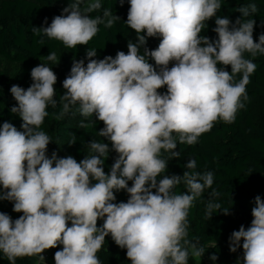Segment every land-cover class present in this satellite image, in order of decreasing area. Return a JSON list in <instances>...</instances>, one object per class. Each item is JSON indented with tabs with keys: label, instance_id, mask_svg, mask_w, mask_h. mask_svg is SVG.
I'll use <instances>...</instances> for the list:
<instances>
[{
	"label": "clouds",
	"instance_id": "clouds-1",
	"mask_svg": "<svg viewBox=\"0 0 264 264\" xmlns=\"http://www.w3.org/2000/svg\"><path fill=\"white\" fill-rule=\"evenodd\" d=\"M119 2L123 6L124 0ZM128 2L125 24L135 31L136 42L130 40L127 53L118 51L114 58L93 59L97 51L89 49L86 64L74 60L62 81V110L54 114L61 120L70 106L79 104L83 117L103 122L98 133L111 148L104 139L92 140L91 154L79 162L55 151L49 158L52 140L41 125L48 107L58 103L56 73L40 63L31 69L27 89L10 88L17 102L10 112L23 121L22 130L8 121L0 125V200L13 202V211L22 213L13 220L0 212V252L10 264L24 257L44 261L42 253L58 245L62 249L54 254L55 264H101L97 253L109 235L126 249L131 264H188L190 256L202 258L206 251L199 237L188 238L194 202L212 189L206 218L213 211L229 214L216 202L220 192L212 188L214 173L198 171L195 159L187 161L182 175L161 174L179 157L176 137L181 144L195 145L216 122L234 123L246 107L254 59L264 55V33L254 39L256 21L250 18L258 6H239L241 16L233 23L217 16L221 0ZM102 7L101 0H70L50 24L45 18L47 26L32 31L70 49L87 45L99 25L111 28L121 19ZM213 17L214 41L200 35ZM153 37L162 39L149 49L147 39ZM46 60L57 62V53L51 51ZM74 143L73 137L69 145ZM110 151L117 156L106 174ZM181 183L186 191L176 193ZM120 190L127 192V202H115ZM254 204L250 226L241 225L229 237L230 252L242 247L243 264H264V199L257 195Z\"/></svg>",
	"mask_w": 264,
	"mask_h": 264
},
{
	"label": "trees",
	"instance_id": "trees-1",
	"mask_svg": "<svg viewBox=\"0 0 264 264\" xmlns=\"http://www.w3.org/2000/svg\"><path fill=\"white\" fill-rule=\"evenodd\" d=\"M70 0H0V59L8 66H16L19 70V86L27 89L31 84V69L40 62L47 61L46 56L55 51L58 54L74 61L85 60L89 49H96L97 55L93 59H103L105 56L115 57L118 51L127 53V44L131 40L136 42L137 35L134 30L125 24L127 12L130 7L128 0H124L121 6L119 0H101L103 8L110 9L113 15L121 19L113 27L106 28L99 25V32L87 45H78L75 49L67 48L62 42L47 37L35 35L32 27L47 26L44 24L47 18L48 24L53 17L62 14V10L68 6ZM249 2H255L259 11L252 19L256 21L254 39L258 41L261 33H264V0H221V9L217 16L227 17L233 23L241 13L236 9ZM101 10V11H102ZM100 13H92L93 16ZM213 17L207 21L206 29L202 30L201 36H207L210 40L217 39V34L212 31L215 27ZM43 39L44 43L39 41ZM161 37L147 39V47L156 49ZM143 51V49H141ZM250 58L251 57H247ZM154 64V61L150 60ZM257 68L250 77L247 85L249 100L246 107L241 109L234 123L226 124L218 121L213 128L202 134L195 145L181 144L177 138L179 157L168 162L167 170L161 175H182L186 170L185 165L189 159H195L197 170L212 171L214 183L212 188L220 192L216 202L224 209H229V214L222 211H213L212 218H206V204L212 189L198 198L189 211L188 238L194 240L199 237L200 244L206 248L202 258L189 257L188 264H243L242 247L237 252L229 250V237L234 230H239L243 225L246 229L253 219L251 209L255 206L254 198L259 195L264 199V55L254 59ZM171 67V64H170ZM230 71V66L227 68ZM239 79V76L237 77ZM10 81L0 73V125L8 121L18 130L23 123L18 114H12L10 109L16 105V101L10 93ZM166 92V87L159 90ZM60 95L56 93V107L49 106V116L41 125L52 140L48 145L47 155L49 158L55 151L58 157L71 155L77 162L91 154L89 142L92 140L103 141L99 131L104 127L103 122L96 120L95 116L82 117L77 121L75 114L67 112L63 119H55L54 114L62 110ZM94 121L91 123L90 121ZM85 126H81V125ZM175 136V134H174ZM75 143L71 144L72 138ZM105 143L111 144L104 139ZM167 153L164 157L167 158ZM117 154L110 151L104 163L105 173L110 172ZM159 179V178H158ZM95 183V181H93ZM132 182L129 181V186ZM2 191V188H0ZM155 191V190H154ZM174 191L183 193L185 186L181 183ZM116 203L127 202L129 196L126 191L115 192ZM0 212L8 214L13 220L19 218L22 213L13 211V202L0 200ZM103 220H98V226ZM69 226L70 222H69ZM214 245L215 247H208ZM62 245L48 249L45 264H55L54 254L61 250ZM216 254L218 259L212 261L210 255ZM101 264H131L126 257V249L118 247L111 236L105 238L102 250L97 253ZM36 257L18 258L16 264H36ZM0 264H10L7 258L0 252Z\"/></svg>",
	"mask_w": 264,
	"mask_h": 264
},
{
	"label": "rangeland",
	"instance_id": "rangeland-1",
	"mask_svg": "<svg viewBox=\"0 0 264 264\" xmlns=\"http://www.w3.org/2000/svg\"><path fill=\"white\" fill-rule=\"evenodd\" d=\"M57 57L58 60L55 63L51 61H43L40 63H44L46 66L53 68V71L56 73L58 78L55 85L56 93H58L61 97L64 94V90L62 89V81L70 74V70L73 66L74 61L62 56L61 54H58ZM0 73L4 75L5 79H8L10 81L11 86L13 84H19V70L16 66H8L3 60L0 59ZM68 112L71 115L75 114L77 117V121L83 117L79 110V104L70 106V110ZM47 253L48 250H45L42 255Z\"/></svg>",
	"mask_w": 264,
	"mask_h": 264
},
{
	"label": "built area",
	"instance_id": "built-area-1",
	"mask_svg": "<svg viewBox=\"0 0 264 264\" xmlns=\"http://www.w3.org/2000/svg\"><path fill=\"white\" fill-rule=\"evenodd\" d=\"M43 256H44V261H41V260L39 259V257H38V258H37V262H36V264H45V260H46L47 254H43Z\"/></svg>",
	"mask_w": 264,
	"mask_h": 264
}]
</instances>
